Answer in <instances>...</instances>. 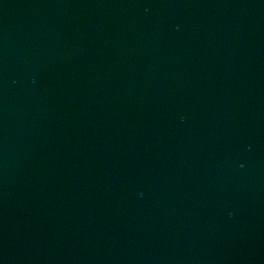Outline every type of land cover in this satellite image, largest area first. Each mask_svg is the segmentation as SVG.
I'll return each mask as SVG.
<instances>
[{
    "label": "water",
    "instance_id": "water-1",
    "mask_svg": "<svg viewBox=\"0 0 264 264\" xmlns=\"http://www.w3.org/2000/svg\"><path fill=\"white\" fill-rule=\"evenodd\" d=\"M0 264H264V0H0Z\"/></svg>",
    "mask_w": 264,
    "mask_h": 264
}]
</instances>
